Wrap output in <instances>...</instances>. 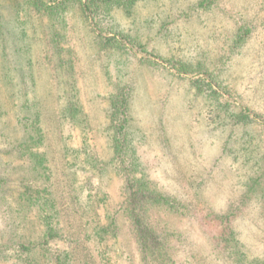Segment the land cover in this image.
Instances as JSON below:
<instances>
[{
  "label": "rangeland",
  "instance_id": "rangeland-1",
  "mask_svg": "<svg viewBox=\"0 0 264 264\" xmlns=\"http://www.w3.org/2000/svg\"><path fill=\"white\" fill-rule=\"evenodd\" d=\"M102 1L0 0V264L45 215L39 264H152L133 191L173 264H264V0Z\"/></svg>",
  "mask_w": 264,
  "mask_h": 264
},
{
  "label": "trees",
  "instance_id": "trees-1",
  "mask_svg": "<svg viewBox=\"0 0 264 264\" xmlns=\"http://www.w3.org/2000/svg\"><path fill=\"white\" fill-rule=\"evenodd\" d=\"M111 0H103L102 2L104 3H109ZM132 1V0H130ZM32 4L34 5L33 7L35 8V10L37 11H43V12H47V13H54L57 10L60 9L63 0H53L52 4L51 3H44L41 0H32ZM210 4L209 0H201L199 1L194 8H198V7H204L207 4ZM60 6V7H59ZM108 9V7H107ZM83 10H89L88 7V3L87 4H83ZM52 13V14H53ZM125 101H122V105L124 106ZM120 106V107H121ZM124 111H120L118 112L116 110H113L111 112L112 116L114 114L120 113L123 114V119L120 121L118 127H116V132H118L121 136V142L122 143H117V147L116 149L118 150V146L119 149H122L123 145H125L127 136L125 134V122H126V116L127 114L125 113V107L122 108ZM121 109V110H122ZM120 110V109H119ZM40 131V129L38 130ZM41 133H40V137H41ZM116 139H118V137H115ZM34 157H37V154H33ZM41 160L43 159H38L37 163L41 164ZM1 183V180H0ZM140 186V185H139ZM138 190V189H137ZM140 191H142L141 189H139ZM25 193H22V195H24ZM27 196V195H26ZM144 197L145 193L144 192H137V191H133L130 193L129 195V206L125 209L126 211H128V214L130 216V218L132 219V223L136 229V233L138 236V240H139V249L142 252L143 257L146 258V256H149L151 259L152 264H173L172 263V259L168 256L167 252L164 251V248L161 247V241L158 239V237L155 235V233L149 228V226L143 222L142 217L138 214L137 209H136V205L135 203H137V200L139 199V197ZM146 196H150V194H147ZM35 197H25V200L28 201L31 204H39L40 206L42 205V201L45 203H47V199L45 198H41V197H37V199ZM45 206V205H43ZM43 211H45L43 209V207H40ZM227 215H224L226 218V221H229V218L231 220V218L233 216H235V212H231V214L226 213ZM45 219V220H44ZM43 221V225H44V230H43V234L42 237L39 241L35 242V241H11L9 243H3V246H16L17 250L20 251V253H18L16 260L20 262V264H39V260H37L36 257V253L35 250H37L36 248L39 247L38 249L43 250L44 252L42 255L44 257H48V253H47V249L46 246L50 243V240L55 238V237H60L62 236L61 231H59V229H57V227H55L53 225V223L51 222L52 219V215L48 216L45 215L44 216ZM227 229H228V238L225 239V247H229L230 248H235L237 249L240 245L239 240L237 238V235L235 233V231L233 230V228L231 227V225H227ZM231 243V245L229 244ZM230 250V249H229ZM17 251V252H19ZM72 254V252L69 251H65L63 254H57L55 256V264H66L68 258L70 257V255Z\"/></svg>",
  "mask_w": 264,
  "mask_h": 264
}]
</instances>
